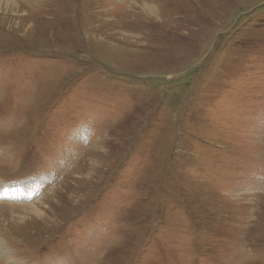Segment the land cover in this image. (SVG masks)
<instances>
[{
	"label": "rangeland",
	"instance_id": "1",
	"mask_svg": "<svg viewBox=\"0 0 264 264\" xmlns=\"http://www.w3.org/2000/svg\"><path fill=\"white\" fill-rule=\"evenodd\" d=\"M15 1L0 264H264V0Z\"/></svg>",
	"mask_w": 264,
	"mask_h": 264
},
{
	"label": "bare ground",
	"instance_id": "2",
	"mask_svg": "<svg viewBox=\"0 0 264 264\" xmlns=\"http://www.w3.org/2000/svg\"><path fill=\"white\" fill-rule=\"evenodd\" d=\"M0 9H4V10L5 9H9L10 12L12 10L13 12L18 13L19 10L21 11V6L15 0H0ZM11 193H13V192H11ZM38 208L35 207V206L31 207L29 213L30 214H33L35 216V218L41 219V218H43V216L45 215V213L39 212V211H41V209L38 210ZM15 219H17V218H15ZM1 250H0V252H1ZM5 254H6V252H5Z\"/></svg>",
	"mask_w": 264,
	"mask_h": 264
}]
</instances>
